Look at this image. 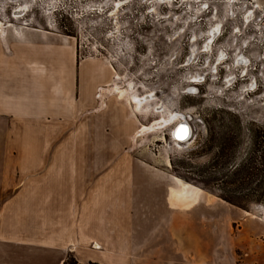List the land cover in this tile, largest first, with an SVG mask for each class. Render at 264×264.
<instances>
[{
  "label": "rangeland",
  "instance_id": "obj_1",
  "mask_svg": "<svg viewBox=\"0 0 264 264\" xmlns=\"http://www.w3.org/2000/svg\"><path fill=\"white\" fill-rule=\"evenodd\" d=\"M0 20L28 27L31 43L14 51L63 105L71 96L78 119L88 101L90 147L131 176L126 188L134 168L166 172L252 223L247 258L235 223L224 226L230 211L201 208L222 228L201 256L191 244L196 259L264 264V0H0Z\"/></svg>",
  "mask_w": 264,
  "mask_h": 264
},
{
  "label": "crops",
  "instance_id": "obj_2",
  "mask_svg": "<svg viewBox=\"0 0 264 264\" xmlns=\"http://www.w3.org/2000/svg\"><path fill=\"white\" fill-rule=\"evenodd\" d=\"M12 24L0 20V264H204L190 249L201 256L221 235L220 219L208 225L199 216L212 206L230 211L224 226L235 223L245 256L258 255L252 223L200 188L180 193L187 182L142 168L133 169L134 190L126 188L122 167L90 147L88 101L78 119L70 95L63 105L49 91L52 82L14 51L31 43L28 27Z\"/></svg>",
  "mask_w": 264,
  "mask_h": 264
},
{
  "label": "bare ground",
  "instance_id": "obj_3",
  "mask_svg": "<svg viewBox=\"0 0 264 264\" xmlns=\"http://www.w3.org/2000/svg\"><path fill=\"white\" fill-rule=\"evenodd\" d=\"M18 9H21V8H18ZM22 9H25V8L23 7ZM15 12H18V11L16 10V11H14V13ZM13 16L15 17L16 14H14ZM181 122H183V121H181ZM178 123H180V121ZM177 124L174 125V128H175V126ZM174 128L172 129V135H173V137L176 140H178V141H183V139L185 138L186 134H188L187 129L182 127V128H179V129L177 128L176 130H174ZM187 189H189L190 193H192V192L195 191V186H191V185H188L187 183L180 182V191L179 192L180 193H186L188 191ZM262 215L264 216V209L262 210Z\"/></svg>",
  "mask_w": 264,
  "mask_h": 264
},
{
  "label": "water",
  "instance_id": "obj_4",
  "mask_svg": "<svg viewBox=\"0 0 264 264\" xmlns=\"http://www.w3.org/2000/svg\"><path fill=\"white\" fill-rule=\"evenodd\" d=\"M186 128L187 129V131H188V134H186V136H185V138L183 139V140H186L188 137H189V132H190V127H189V125H188V123H186V122H180V123H178L176 126H175V128H174V130H176L177 128L179 129V128Z\"/></svg>",
  "mask_w": 264,
  "mask_h": 264
},
{
  "label": "trees",
  "instance_id": "obj_5",
  "mask_svg": "<svg viewBox=\"0 0 264 264\" xmlns=\"http://www.w3.org/2000/svg\"><path fill=\"white\" fill-rule=\"evenodd\" d=\"M64 264H77V262L74 260V258L70 257L64 262Z\"/></svg>",
  "mask_w": 264,
  "mask_h": 264
}]
</instances>
